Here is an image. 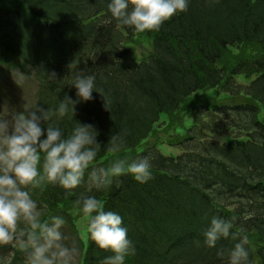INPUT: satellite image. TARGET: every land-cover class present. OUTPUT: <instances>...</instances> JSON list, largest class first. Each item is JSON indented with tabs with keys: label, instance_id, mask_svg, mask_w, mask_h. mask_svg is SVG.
Here are the masks:
<instances>
[{
	"label": "trees",
	"instance_id": "obj_1",
	"mask_svg": "<svg viewBox=\"0 0 264 264\" xmlns=\"http://www.w3.org/2000/svg\"><path fill=\"white\" fill-rule=\"evenodd\" d=\"M110 2L0 0V82L19 69L34 83L31 110H55L66 95L77 99L75 74L94 75L97 93L73 119L98 131L95 163L151 157L144 184L123 175L89 191L86 174L71 193L37 189L44 218L63 216L73 229V202L93 195L123 219L136 249L125 264H228L243 237L248 264H264V0H188L186 13L144 33L111 19ZM74 121H58L65 135ZM114 134L126 141L115 157L106 151ZM213 216L230 221L236 238L210 249L203 233ZM67 244L78 264L110 255L87 236ZM13 252L8 264H25Z\"/></svg>",
	"mask_w": 264,
	"mask_h": 264
},
{
	"label": "clouds",
	"instance_id": "obj_2",
	"mask_svg": "<svg viewBox=\"0 0 264 264\" xmlns=\"http://www.w3.org/2000/svg\"><path fill=\"white\" fill-rule=\"evenodd\" d=\"M111 19L137 33L156 32L178 13L188 11V0H111ZM108 22H111L109 20ZM55 78V73L49 74ZM72 87L77 99L67 95L55 110L37 106L35 110L17 112L10 120L0 118V248L11 246L25 256V264H78V250L66 246L62 234L65 219L45 213L33 191L58 186L66 193L81 187L87 174L88 190H102L123 175L144 184L150 181L151 157L116 158L107 167L97 165L101 145L94 125L74 121L80 102L93 99L95 76L77 73ZM71 117L75 126L65 135L58 121ZM126 145L122 134L112 135L106 151L117 156ZM117 186H119L117 184ZM73 209L85 221V233L95 246L110 253L101 264H125L136 249L128 238L122 217L105 211L103 202L93 195L81 196ZM230 221L213 216L203 233L208 248H215L221 238L232 235ZM247 237L228 252V264H248ZM218 255L223 256V249ZM15 255V252L12 253Z\"/></svg>",
	"mask_w": 264,
	"mask_h": 264
},
{
	"label": "rangeland",
	"instance_id": "obj_3",
	"mask_svg": "<svg viewBox=\"0 0 264 264\" xmlns=\"http://www.w3.org/2000/svg\"><path fill=\"white\" fill-rule=\"evenodd\" d=\"M136 53H145L144 46L136 45ZM141 53V54H142ZM2 68V66H0ZM13 75L7 76L2 82H0V89L4 90L5 96L0 99V118H5L11 121L17 112L31 111L34 103L35 88L31 77L23 74L19 69L13 71ZM25 73V72H24ZM191 119V115L188 116ZM187 119V117H186ZM173 149L168 147L162 149L163 152H171ZM174 152V150H173ZM37 189L33 191V196L41 198L42 194H37ZM33 197V198H34ZM42 207V204H40ZM44 213H46L44 207H42ZM70 222L73 229H69L70 224H65L61 231L64 236L63 243L66 246L72 247L67 244L70 240H76L81 238L83 241L86 239L85 233V221L81 216L73 215L70 216ZM73 244V243H72ZM12 247L0 248V264H8L12 261ZM25 259V256L23 257Z\"/></svg>",
	"mask_w": 264,
	"mask_h": 264
}]
</instances>
